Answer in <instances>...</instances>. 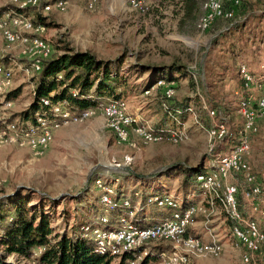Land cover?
I'll return each mask as SVG.
<instances>
[{
	"label": "rangeland",
	"instance_id": "obj_1",
	"mask_svg": "<svg viewBox=\"0 0 264 264\" xmlns=\"http://www.w3.org/2000/svg\"><path fill=\"white\" fill-rule=\"evenodd\" d=\"M41 1L52 4L55 0ZM67 1L64 10L55 7L50 12L42 11V7L38 10L45 22L42 37L52 54H62L67 47L79 52L88 51L100 60H118L113 67L125 82L123 100L127 111L141 113L140 118L149 123L159 116L161 122H167L164 129L183 128L188 136L187 141L179 144H139L132 148L120 144L106 127L103 116L97 114L88 120L63 125L55 132L53 141L42 156L16 144L0 142V215L8 210L5 205H8L9 195L23 193L33 204L41 203L50 213L54 232L69 235L77 232L84 223L112 216V212L105 213L101 205L105 189L118 191L131 206L135 190L139 192V202L134 203L135 206L145 205V198L149 196L168 194L183 199L188 190L200 191L198 185L191 190L183 189L179 171L169 169L172 166L201 165L204 173L210 171L206 133L195 120L204 128L209 127L213 122L204 107L214 110L217 115L211 104L227 108L224 116L229 136L217 146V153H227L237 142L241 118L234 113L239 100L235 92L242 87L238 67L245 65L255 72L264 62V0H248L236 10L234 18L215 21L202 34L195 26L189 25L180 31L178 24L183 0H149L145 13L131 11L119 0H100L93 11L86 10L83 1ZM9 5L12 6L9 0H0V9L9 8ZM12 9L15 8L12 6ZM31 17L35 20L33 14ZM0 59L14 61L12 63L16 65L29 62L18 46H9L1 38ZM16 65L13 66L12 91L21 89L20 95L13 100L0 95V105L10 102V106L5 105L8 117L22 121L21 113L33 102L34 88L32 78ZM171 66L187 70L188 77H182L179 71L169 70ZM163 76L175 80L174 101L190 100L187 109L191 111L186 109L175 116L164 115L154 97L143 95L151 78L157 81ZM156 112L161 115L157 116ZM23 121L31 123L33 116ZM251 138L252 152L248 161L256 183L264 192V121L258 134ZM97 181L102 188L96 187ZM232 181L240 184L242 192L244 184L236 177ZM168 211L170 214L171 210L167 208L145 205L143 212H135L134 218L144 216L146 219L140 224L150 225L163 220ZM247 216L264 229L263 217L249 211ZM223 217L211 228L221 242L223 252L229 248L234 251L235 259L224 264H242V248L231 237L229 220L224 214ZM262 257L264 259V255ZM219 258L210 259L217 261ZM200 259L206 258L193 261ZM6 261L32 264L31 261L17 260L14 255L7 256Z\"/></svg>",
	"mask_w": 264,
	"mask_h": 264
},
{
	"label": "built area",
	"instance_id": "obj_2",
	"mask_svg": "<svg viewBox=\"0 0 264 264\" xmlns=\"http://www.w3.org/2000/svg\"><path fill=\"white\" fill-rule=\"evenodd\" d=\"M15 9H10L0 17V38L9 46H18L21 54L29 58L27 65L15 64L14 61L0 64V95L10 93L13 89L14 67L17 66L29 78L37 76L43 62L51 57L52 50L45 42L42 34L45 26L37 24L31 15L24 11L37 8L41 0H9ZM85 2V8L93 11L100 0H80ZM248 0H204L201 13L196 21V29L202 34L218 20H231L236 10ZM67 0H55L52 4L44 3L42 11L50 12L52 7L64 10ZM128 9L145 13L149 0H126ZM241 90L235 95L239 100L234 113L241 118V127L236 133L237 142L225 154L215 150L229 134V126L225 120H220L214 110L204 107L212 124L202 128L207 137L208 155L210 156V171L196 175L195 183L205 197V203L183 206L176 197L163 195L146 198L145 204H155L160 208L171 210L170 217L160 220L149 227H139L132 223L134 213L129 218H120L118 224L107 227L108 218L102 216L95 228H86L88 236L94 242V252L118 262L125 258V264H191L198 258H219L223 254L221 242L213 234L210 224L211 217L216 215V204L232 224L229 231L233 240L241 246L242 264H262L264 255V229L250 216H243L239 211L238 193L240 184L233 182L236 176L241 177V183L246 187L241 190L247 211L252 215L264 218V192L256 183L248 161L252 152L251 137L259 132L264 121V62L258 65L257 71H252L245 65L238 67ZM174 82L159 79L149 89L144 90L146 97L154 96L159 88L166 99L174 97ZM42 107L33 115V121H16L8 117L5 105H0V142L16 144L30 149L35 155L42 156L54 139V134L69 122L84 121L101 114L106 127L113 133L120 144L132 148L139 144L170 142L179 144L188 140L186 130L156 129L151 123L144 121L138 115L127 111L125 102L110 101L95 108L81 112L71 110L65 101L55 102L42 99ZM187 111H191L187 109ZM181 112H178V114ZM264 174V171H263ZM97 188H102L100 181ZM114 189H105L101 203L106 208H113L111 199ZM123 206L132 207L129 200H123ZM135 211H142V204L133 206ZM202 218L207 228L208 240L204 241L192 235L189 228ZM162 246L156 250L154 247ZM166 247V248H165Z\"/></svg>",
	"mask_w": 264,
	"mask_h": 264
},
{
	"label": "trees",
	"instance_id": "obj_3",
	"mask_svg": "<svg viewBox=\"0 0 264 264\" xmlns=\"http://www.w3.org/2000/svg\"><path fill=\"white\" fill-rule=\"evenodd\" d=\"M204 0H183L181 4V18L178 24L180 31L189 26H195L201 13V5ZM45 2H41L37 8H28L24 12L35 16L34 22L45 26L44 19L38 13L39 8ZM12 9V6H5L0 9V16L6 11ZM229 20H218V22ZM1 63H8L7 59H0ZM116 61H104L97 59L88 51L79 52L65 47L62 54L53 55L43 62L40 73L32 78L34 88L33 102L29 108L21 113L23 120H28L42 107V99H48L55 102L65 101L69 104L71 110L81 112L88 108H95L110 101L124 102L123 96L126 93L124 89V80L114 71L113 65ZM169 70L179 71L182 77H188V71L178 67L171 66ZM166 82H174V79L165 76L159 78ZM158 79V80H159ZM124 83V84H123ZM156 83V80L150 79L145 90ZM197 87L198 84L196 83ZM177 87V86H176ZM175 87V89H176ZM21 89L14 90L7 94L8 100L20 95ZM158 102L159 109L166 114H178L188 108L190 100L183 99L181 102H175L174 97L166 99L162 94V88H159L154 96ZM217 112V118L225 120L227 108L217 104H211ZM180 114V113H179ZM227 115V113H226ZM156 129H164L161 126L153 125ZM229 134L225 138H228ZM254 137V136H252ZM252 139V138H251ZM224 140V141H225ZM216 148V152H217ZM178 170L181 175V187L183 189L193 188L196 175L203 172V167L172 166L169 171ZM162 175V174H161ZM238 181L241 177L236 176ZM245 186V185H244ZM246 187V186H245ZM240 191V190H239ZM115 206L106 208L102 204L103 211L112 212L108 216L107 227H113L118 224L120 218H129V214L135 211L133 205L130 208L123 206L124 197L114 190L111 196ZM146 201V198H145ZM8 210L0 215V264H16L7 262V256L14 255L17 260L31 261L32 264H125V258L118 262H113L94 252L95 246L93 240L88 236L86 228L93 229L97 222L84 223L77 232L72 234L54 232V226L51 224L50 213L44 210L42 204H33L29 196L23 193H14L7 197ZM239 211L246 216L247 207L245 205L242 192L238 193ZM170 210V209H169ZM105 215V214H104ZM101 216V215H100ZM114 218V219H112ZM99 220V219H98ZM132 223L140 226L132 218ZM230 225L232 224L229 221ZM163 247H159V250ZM37 251V252H36Z\"/></svg>",
	"mask_w": 264,
	"mask_h": 264
},
{
	"label": "crops",
	"instance_id": "obj_4",
	"mask_svg": "<svg viewBox=\"0 0 264 264\" xmlns=\"http://www.w3.org/2000/svg\"><path fill=\"white\" fill-rule=\"evenodd\" d=\"M119 3L121 5H125L126 0H119ZM130 113H132V112H130ZM132 114L138 115L137 113H134V112ZM157 114L161 115L160 112H156V115ZM140 115H141V113L138 116L140 117ZM151 124L161 126L162 128H166L167 122H165L163 120L161 122V117L159 118V116H158L157 118L155 117L154 122H152ZM137 195H139V192L135 190L134 196H133V202L134 203L139 202ZM175 197L180 198L178 196H175ZM180 200L182 201L183 206H186L189 204H200V203H205L207 205V201H206L205 197L203 196L201 191H197V190H195L194 192L189 191V190H188V192L186 191V193H184L183 199L181 198ZM134 203L132 205H134ZM216 210H217L216 215L211 217L210 224L208 226L209 228H211V227L213 228V226L219 224V222L224 219L223 214L221 212V209H220L219 205H217V204H216ZM170 214H169V211L166 212L167 216L165 218L170 217ZM145 219L146 218H144V216H139L134 221L142 227H149V226L153 225L154 223L160 221V220H158L155 222H151L150 225H141L140 223L144 222ZM202 220H203L202 218H198L197 221L189 228V231L192 235L200 238L201 240L207 241L208 240L207 228L204 224V221H202ZM227 227H228V224H227ZM233 252L234 251L232 250V248H229L227 250H224L222 257L217 259V261H213V259L206 258V259L195 260L192 262V264H224V263L232 262L235 259V254ZM263 260L264 259L262 257L261 258L262 264H264Z\"/></svg>",
	"mask_w": 264,
	"mask_h": 264
}]
</instances>
